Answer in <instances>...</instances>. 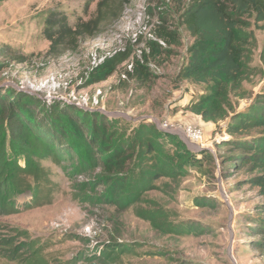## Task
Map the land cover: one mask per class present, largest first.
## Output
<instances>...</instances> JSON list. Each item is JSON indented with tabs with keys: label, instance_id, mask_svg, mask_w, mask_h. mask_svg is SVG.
Returning <instances> with one entry per match:
<instances>
[{
	"label": "rangeland",
	"instance_id": "obj_1",
	"mask_svg": "<svg viewBox=\"0 0 264 264\" xmlns=\"http://www.w3.org/2000/svg\"><path fill=\"white\" fill-rule=\"evenodd\" d=\"M98 1L0 2V61L5 65L0 86L39 87L57 75L54 87L32 94L49 105L61 97L68 99L71 92L91 99L100 90L99 104L86 110L115 119L119 138L131 135L142 124L167 134L160 127L163 122L193 125L203 130L206 153L199 156L179 133L171 132L194 155L181 162L176 156L182 149L163 138L156 140L160 158L173 161L172 173L148 182L152 189L125 210L98 204L91 192H82L80 184L88 176L76 173L70 161L43 162L52 185L51 203L24 209L30 201L27 193L17 199L19 211L0 213V264H264V256L252 244L260 239L254 236L264 197L246 183L249 176L244 171L234 173L230 163L221 160L227 150L221 148L226 136L223 125L204 126L187 106L179 104L184 98L196 101L212 93V88L176 78L193 40L181 23L174 0H123L121 17L101 34L81 39L74 52L60 58H44L48 48L42 36L46 10L60 7L87 20ZM160 23L177 31L178 41L173 45L163 42V53L149 58L148 71L155 77L152 82L138 84L131 78L120 82L126 61L104 82L84 88L83 82L78 84L91 53L129 47L136 58L139 51L141 55L148 52L149 42L159 44L156 31ZM251 32L244 59L246 79L227 90L229 102L239 112L247 109L264 84V31L252 26ZM18 56L27 57V62L16 63L13 59ZM193 159L197 160L192 163ZM152 164L137 157L129 174L141 180L135 167L142 173L151 170ZM34 251L37 263H33L35 257L28 260Z\"/></svg>",
	"mask_w": 264,
	"mask_h": 264
},
{
	"label": "trees",
	"instance_id": "obj_2",
	"mask_svg": "<svg viewBox=\"0 0 264 264\" xmlns=\"http://www.w3.org/2000/svg\"><path fill=\"white\" fill-rule=\"evenodd\" d=\"M7 0H0L5 2ZM123 0H99L87 20L67 14L60 7L44 13L42 36L48 43L45 59L53 60L74 52L81 39L98 36L104 28L122 15ZM180 20L193 44L188 59L176 75L177 80L193 86L210 85L212 93L200 99H180V106L205 123L223 125L226 134L221 148L224 163H230L234 173L244 171L246 183L258 189L264 197V84L262 90L244 112L229 102V86H238L246 79L244 59L252 40L251 27L264 31V0H174ZM89 3L85 4V13ZM156 38L176 44L177 31L160 23ZM148 52L141 61L134 58L129 47L118 52L92 71L83 82L88 87L106 81L126 61L133 62L128 74L138 84L152 82L148 71L150 57L161 52L157 42H149ZM1 52V51H0ZM170 53V51H164ZM1 55L3 53H0ZM27 57H14L16 63H26ZM264 64V51L262 53ZM5 67L0 61V71ZM183 98V97H182ZM115 119L102 113L80 109L63 101L49 105L37 95L0 86V213L19 211L17 199L27 193L30 201L22 208L47 205L52 200L49 171L43 162L60 164L61 160L74 164V171L88 176L80 184L82 192L89 191L98 204L112 205L125 210L140 201L143 193L152 189L148 182L169 176L173 161L160 158L156 140L165 139L176 149L177 160L190 161L192 155L172 133H164L154 126L140 125L125 138L115 132ZM166 132V131H165ZM206 151L199 150L201 156ZM150 161L151 170L129 174L135 158ZM197 159H193L192 163ZM23 162V165L20 164ZM98 171L97 173H95ZM98 189H101L100 191ZM253 241L264 256V205L259 207ZM36 256L32 252L28 260ZM39 262L35 257L33 263Z\"/></svg>",
	"mask_w": 264,
	"mask_h": 264
},
{
	"label": "built area",
	"instance_id": "obj_3",
	"mask_svg": "<svg viewBox=\"0 0 264 264\" xmlns=\"http://www.w3.org/2000/svg\"><path fill=\"white\" fill-rule=\"evenodd\" d=\"M159 45L165 46L163 41L158 40ZM125 48H120L116 50H104L101 54H98L97 52L91 53L88 57L89 62L88 66L83 71V77H81L78 81V84H81L84 82L88 75L94 71L96 68H98L103 62L106 60L112 58L115 54L118 52H123ZM137 60L141 61V51L138 52V55L135 56ZM133 62L128 61L125 63L124 70L119 75V81L120 82H126L128 81V74L133 73ZM59 76H54L46 79L43 83L40 84V86H34V85H16L21 89L29 90L32 94V92H39L41 89L48 88V87H54L55 81L58 80ZM56 86H59L58 84ZM102 93L100 90H97L95 94L91 97V99L87 98L86 96H79L76 97L73 92L70 93L68 99L61 97V100L66 104L75 105L80 109H86L89 105L91 106H97L99 104V100L101 99ZM161 129L166 132H176L179 133L186 141L189 142V144L193 147V149H197V151L201 148H203V139L204 134L203 130L199 127L193 126V125H172L168 124L167 122H163L160 125Z\"/></svg>",
	"mask_w": 264,
	"mask_h": 264
},
{
	"label": "water",
	"instance_id": "obj_4",
	"mask_svg": "<svg viewBox=\"0 0 264 264\" xmlns=\"http://www.w3.org/2000/svg\"><path fill=\"white\" fill-rule=\"evenodd\" d=\"M9 86H12V87H14V89H16V90H18V91H23V92H26V93H28V94H31V92L30 91H28V90H25V89H21V88H19L18 86H16V85H9ZM34 95V94H33ZM186 141V140H185ZM186 142H188V141H186ZM189 143V142H188ZM199 150H202L201 148L199 149ZM198 150V151H199Z\"/></svg>",
	"mask_w": 264,
	"mask_h": 264
},
{
	"label": "crops",
	"instance_id": "obj_5",
	"mask_svg": "<svg viewBox=\"0 0 264 264\" xmlns=\"http://www.w3.org/2000/svg\"><path fill=\"white\" fill-rule=\"evenodd\" d=\"M210 125V123H204V126Z\"/></svg>",
	"mask_w": 264,
	"mask_h": 264
}]
</instances>
